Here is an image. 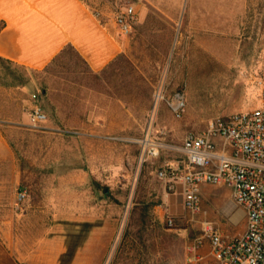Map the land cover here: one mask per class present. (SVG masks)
I'll return each instance as SVG.
<instances>
[{"label": "rangeland", "instance_id": "374dc122", "mask_svg": "<svg viewBox=\"0 0 264 264\" xmlns=\"http://www.w3.org/2000/svg\"><path fill=\"white\" fill-rule=\"evenodd\" d=\"M83 1L102 20L128 4L138 12L129 51L105 72L70 50L44 70L0 61V264H190L186 246L203 222L236 235L244 215L229 205V187H211L199 213L185 210L169 228L172 192L158 171L184 169L189 131L261 106L251 81L261 58L247 44L240 67L230 45L220 69L216 45L207 54L147 0ZM176 91L181 118L166 102ZM34 106L47 114L38 130ZM19 188L26 198L16 206Z\"/></svg>", "mask_w": 264, "mask_h": 264}, {"label": "crops", "instance_id": "0c3cea01", "mask_svg": "<svg viewBox=\"0 0 264 264\" xmlns=\"http://www.w3.org/2000/svg\"><path fill=\"white\" fill-rule=\"evenodd\" d=\"M147 1L170 20L165 22L170 28L183 25L188 33L186 38H193L191 43L202 46L207 54L208 47L216 45L215 59L220 69L229 68L225 58L228 46L233 45L234 59L240 67L245 64L246 54H251L247 52V44L249 50L254 46V56H259L262 61L258 73L264 78V0ZM257 22L261 24L259 29ZM245 28L250 29L248 34L244 32ZM184 35L181 32L179 38L184 39ZM68 46L94 73L105 72L110 63L129 51L127 38L120 34L115 24V15L110 20H102L83 0H0L1 60L44 70ZM211 187L220 186L203 184L201 197L202 192ZM228 195L229 205L244 215L243 210L233 203L231 191ZM169 197L170 213L182 214L185 208L180 182L176 183ZM199 253L202 264H216L209 256L207 243Z\"/></svg>", "mask_w": 264, "mask_h": 264}, {"label": "built area", "instance_id": "2783aa9c", "mask_svg": "<svg viewBox=\"0 0 264 264\" xmlns=\"http://www.w3.org/2000/svg\"><path fill=\"white\" fill-rule=\"evenodd\" d=\"M137 20L133 4L115 14V24L124 36L131 33ZM251 81L259 88L260 107L217 116L202 131H189L181 146L184 169L169 165L158 171L167 194L177 182L182 184L183 206L192 214L200 211L203 184L229 187L233 203L243 210L245 229L236 235L224 232L212 221L203 222L201 235L186 246L190 264H202L199 251L206 243L216 264H264V78L252 75ZM166 102L176 118L183 116L186 110L183 92L176 91ZM28 117L30 127L35 130L47 121V114L38 106L29 110ZM25 198V191L19 188L16 206ZM176 217L165 214L169 228H179Z\"/></svg>", "mask_w": 264, "mask_h": 264}, {"label": "trees", "instance_id": "16d2710c", "mask_svg": "<svg viewBox=\"0 0 264 264\" xmlns=\"http://www.w3.org/2000/svg\"><path fill=\"white\" fill-rule=\"evenodd\" d=\"M67 50H70V51H72V52H75V53L79 56V54H78V53H77V52H76L71 46H68L66 49H64V51L62 52V55H63ZM60 56H61V55H60ZM120 56H123V55H120ZM120 56H119V57H120ZM79 57H80V56H79ZM119 57H118V58H119ZM80 58H81V57H80ZM118 58H117V59H118ZM81 59H82V58H81ZM117 59H116V60H117ZM116 60H114V61H113L112 63H110L109 65L113 64ZM0 61H4V60H1V59H0ZM6 62H8V61H6ZM9 63H12V62H9ZM13 64H15V63H13Z\"/></svg>", "mask_w": 264, "mask_h": 264}, {"label": "bare ground", "instance_id": "6f19581e", "mask_svg": "<svg viewBox=\"0 0 264 264\" xmlns=\"http://www.w3.org/2000/svg\"><path fill=\"white\" fill-rule=\"evenodd\" d=\"M239 214V213H238ZM242 214V213H241Z\"/></svg>", "mask_w": 264, "mask_h": 264}]
</instances>
